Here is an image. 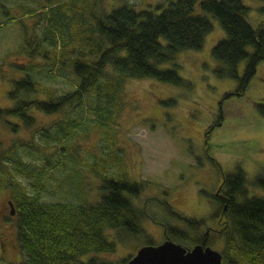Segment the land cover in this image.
I'll list each match as a JSON object with an SVG mask.
<instances>
[{"label":"rangeland","instance_id":"1","mask_svg":"<svg viewBox=\"0 0 264 264\" xmlns=\"http://www.w3.org/2000/svg\"><path fill=\"white\" fill-rule=\"evenodd\" d=\"M57 1L35 0L37 5L50 8ZM125 1L143 11L148 9L147 3L163 0ZM35 2L0 1L3 4L0 6V67L4 74L0 78V108L12 106L7 98L8 82L21 76L12 71L9 67L12 64L25 66V71L56 96L77 89L78 79L69 70L43 66L42 58L36 56L32 61L20 53L24 42L22 29H28V42H33V33L38 39L49 36L44 20L38 22V18L29 16L28 23H9L7 19L20 16L23 12L20 7L26 12L40 9ZM89 2L88 9L92 10ZM242 2L250 9V23L254 27L264 24V1ZM108 5H111L109 13L124 6ZM7 7L13 11H7ZM204 15L210 18L213 31L206 37L203 50L184 52L177 58L182 65L180 76L192 87L174 86L156 79L122 80L109 68L79 105L65 107L52 116L35 114L38 119L35 130L23 129L15 135L0 126V264H19L22 258L16 229L19 203L13 200L19 189L22 195L39 204L79 206L100 201L104 177L125 178L142 185L141 197L133 200L146 214L142 223L146 236L153 239V244H161L165 237L162 224L179 226L189 236L174 242L187 249L198 245L199 238L188 225L169 216L164 202L188 218L211 219L212 199L222 178L212 158L221 165L224 174L241 166L247 176L249 197L264 198L263 187L257 186L258 179L264 178V117L257 109L264 102V62L258 66L244 96L227 97L236 93L238 84L218 79L215 73L218 64L212 55L213 48L226 38V32L216 19ZM68 18L64 17L60 30L57 29L63 35ZM245 65L240 66V74ZM171 67L169 64L160 68ZM37 97L46 99L52 95L42 93ZM89 108L103 115L111 109L116 117L104 128L94 117L92 122H80L81 113ZM84 118L89 120L86 114ZM213 125L210 148L206 147L205 133ZM13 159L24 162L25 166L16 165ZM10 202L14 203L13 208ZM208 224L206 230H213L215 223L209 220ZM209 230L203 231L202 236L210 235ZM140 239L119 242L116 251L104 259L112 264L131 260L145 246L143 237ZM223 244L211 247L222 253Z\"/></svg>","mask_w":264,"mask_h":264},{"label":"trees","instance_id":"2","mask_svg":"<svg viewBox=\"0 0 264 264\" xmlns=\"http://www.w3.org/2000/svg\"><path fill=\"white\" fill-rule=\"evenodd\" d=\"M60 1L50 8L41 7L34 0L40 9L26 12L20 7L23 11L20 16L7 18L9 23H28L29 16L38 18V22L46 21L49 36L42 39L33 33V42H28V29H22L21 55L32 61L36 56L42 58L43 66L52 65L55 70L65 68L78 79L77 89L56 96L25 71V66L10 65L12 71L21 76L8 82L7 98L12 106L0 108V126L15 135L23 129L35 130L38 120L35 114L52 116L65 107L79 105L109 68L122 80L156 79L174 86L192 87L180 76L182 65L177 58L184 52L203 50L206 37L213 31L210 18L204 14L216 19L226 32V38L213 48L212 55L218 64L215 71L218 79L238 84L236 93L227 97L244 96L258 66L264 62V24L254 27L250 23V9L242 0H163L147 3L148 9L143 11L136 10L134 7L138 5L125 0L116 3L115 0H89L92 10L88 9L87 0ZM107 4L124 6L109 13L111 5ZM9 10L13 11L7 7ZM64 17H69L71 22L65 35L57 30ZM243 63L246 65L240 74ZM169 64L171 68H160ZM2 71L0 67V78L4 76ZM42 93L52 97L38 98ZM257 109L264 117V102L259 103ZM85 114L89 120L84 118ZM113 116L116 114L111 109L103 115L89 108L81 113L80 122H92L94 117L104 128ZM214 129L215 125L205 133L206 147H212L209 141ZM212 161L222 178L212 199L211 219L188 218L165 201L167 213L196 232L197 244L214 246L224 242V264H264V198L249 197L247 176L241 166L224 174L221 165L213 158ZM13 162L25 166L16 159ZM257 186L264 189V178L258 179ZM141 190V184L125 178L104 177L100 201L77 206L39 204L22 195L19 189L13 195V200L19 203L16 208L22 257L19 264H112L104 257L113 254L119 242L129 243L143 237L145 244H153L142 226L146 214L130 198L140 196ZM209 220L215 223L213 230H206ZM162 225L173 241H184L189 236L179 226ZM208 230L210 235L202 236L201 233Z\"/></svg>","mask_w":264,"mask_h":264},{"label":"water","instance_id":"3","mask_svg":"<svg viewBox=\"0 0 264 264\" xmlns=\"http://www.w3.org/2000/svg\"><path fill=\"white\" fill-rule=\"evenodd\" d=\"M11 207L13 205L11 203ZM13 211V209H12ZM14 214V212H12ZM126 264H224L221 252L206 246V243L193 246L191 249L173 241L162 245H149L141 248L137 255Z\"/></svg>","mask_w":264,"mask_h":264},{"label":"flooded vegetation","instance_id":"4","mask_svg":"<svg viewBox=\"0 0 264 264\" xmlns=\"http://www.w3.org/2000/svg\"><path fill=\"white\" fill-rule=\"evenodd\" d=\"M11 203L12 202H10V205H11ZM13 205V204H12ZM209 233V232H208ZM208 235V234H207ZM173 241V239L171 238V237H169V236H167L166 234H165V237H164V241L161 243V244H149V245H154V246H159V245H162L163 243H165L166 241ZM174 242V241H173ZM176 243V242H175ZM178 244V243H177ZM148 244H145V246H149ZM144 246V247H145ZM143 248V247H142Z\"/></svg>","mask_w":264,"mask_h":264},{"label":"bare ground","instance_id":"5","mask_svg":"<svg viewBox=\"0 0 264 264\" xmlns=\"http://www.w3.org/2000/svg\"><path fill=\"white\" fill-rule=\"evenodd\" d=\"M142 191V190H141ZM141 197V193H140V196H138V197H130L131 199H132V201H133V203H135L137 200H138V198H140ZM135 198H137L136 199V201L134 202V200L133 199H135ZM167 211V210H166Z\"/></svg>","mask_w":264,"mask_h":264}]
</instances>
